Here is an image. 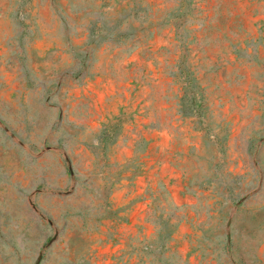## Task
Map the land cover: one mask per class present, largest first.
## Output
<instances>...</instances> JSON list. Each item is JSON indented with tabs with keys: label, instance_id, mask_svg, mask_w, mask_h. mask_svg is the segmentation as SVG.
I'll return each instance as SVG.
<instances>
[{
	"label": "rangeland",
	"instance_id": "obj_1",
	"mask_svg": "<svg viewBox=\"0 0 264 264\" xmlns=\"http://www.w3.org/2000/svg\"><path fill=\"white\" fill-rule=\"evenodd\" d=\"M0 264H264V0H0Z\"/></svg>",
	"mask_w": 264,
	"mask_h": 264
}]
</instances>
